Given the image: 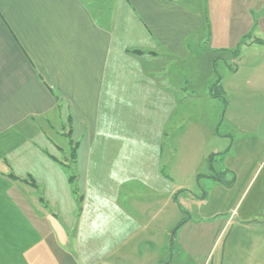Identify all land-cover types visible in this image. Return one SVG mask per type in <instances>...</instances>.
I'll return each instance as SVG.
<instances>
[{
	"label": "crops",
	"instance_id": "obj_1",
	"mask_svg": "<svg viewBox=\"0 0 264 264\" xmlns=\"http://www.w3.org/2000/svg\"><path fill=\"white\" fill-rule=\"evenodd\" d=\"M198 5L0 0V264H264V0H212L211 43ZM210 47L222 145L187 218L166 65Z\"/></svg>",
	"mask_w": 264,
	"mask_h": 264
},
{
	"label": "rangeland",
	"instance_id": "obj_2",
	"mask_svg": "<svg viewBox=\"0 0 264 264\" xmlns=\"http://www.w3.org/2000/svg\"><path fill=\"white\" fill-rule=\"evenodd\" d=\"M211 1L212 0H197L199 5L196 9V13H198L205 22L202 35L207 43L212 42L211 28L214 23V18L217 22V15H215L210 8ZM255 32L258 33V31ZM242 47H237L235 49V54L238 56L242 51L241 58L243 59L246 58L250 52L255 55L259 54L258 50H256L257 52L255 53L254 50L248 51L243 45ZM202 53L201 58H191L188 61L190 63L171 62L166 65L170 71L176 73L177 82L181 83L183 81V84H185L182 90L179 88L177 90V110L174 112L176 121L173 128L177 143L175 145L174 136L171 144L175 145L174 152H176L178 160V167L174 174V178L176 179V182H181L185 185L178 198V203L185 217H190L192 215L195 218L200 214L201 200L199 197L202 191L201 182L202 180H205L204 178H200L201 176L196 169L200 166L202 167V165L206 163V159H208L209 156L211 157L213 153L212 151H218L216 148L222 145L219 138H209L211 129L219 128V122L222 120L220 113L222 114V112L219 113L217 108V104L219 101L221 102V100H216L215 98L212 100L213 96L216 93H219L220 86L212 85L209 88H205V83L210 82L206 81L208 76L206 72L209 70L210 73H212L213 71V74L216 76L217 72L215 68H210L208 63L211 60V62L213 61V63L219 64L220 58L225 55L227 56L228 51L227 48H220L218 50L214 47H210L207 52ZM228 56L232 57L234 54L230 53ZM206 65L208 70H206ZM231 65H236L234 60L228 61V68ZM188 66H191L189 71ZM188 77H192V82L195 80L196 84L192 85L191 83H188ZM225 82L222 84L223 87ZM213 89L214 92L212 91ZM243 99H247V97L245 96ZM226 103V100H224L223 104L226 105ZM227 119L228 117L226 116V120ZM59 129H61V126H59ZM227 130L236 131L233 126L224 123L223 127H221V131ZM50 133H52L54 140L60 143L65 142L66 145L69 146V144H67V142H69L67 136H58L52 132L51 129ZM184 154L186 155V160L182 157ZM184 161L185 163L181 167L180 163ZM218 168L219 167H217V169ZM184 169H186V173L182 171ZM190 262L192 261L190 260Z\"/></svg>",
	"mask_w": 264,
	"mask_h": 264
},
{
	"label": "trees",
	"instance_id": "obj_3",
	"mask_svg": "<svg viewBox=\"0 0 264 264\" xmlns=\"http://www.w3.org/2000/svg\"><path fill=\"white\" fill-rule=\"evenodd\" d=\"M133 52H138V53H143L141 50H134ZM14 177V176H13ZM70 179L73 181L74 179H75V175L74 174H72L71 176H70ZM188 218V217H187ZM187 218H185L182 222H180L179 224H178V226H177V228L176 229H179L186 221H187Z\"/></svg>",
	"mask_w": 264,
	"mask_h": 264
},
{
	"label": "water",
	"instance_id": "obj_4",
	"mask_svg": "<svg viewBox=\"0 0 264 264\" xmlns=\"http://www.w3.org/2000/svg\"><path fill=\"white\" fill-rule=\"evenodd\" d=\"M174 235H172V237H173Z\"/></svg>",
	"mask_w": 264,
	"mask_h": 264
}]
</instances>
